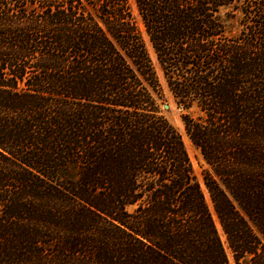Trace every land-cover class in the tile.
Returning <instances> with one entry per match:
<instances>
[{"label":"trees","instance_id":"16d2710c","mask_svg":"<svg viewBox=\"0 0 264 264\" xmlns=\"http://www.w3.org/2000/svg\"><path fill=\"white\" fill-rule=\"evenodd\" d=\"M133 1L0 0V264H264V0Z\"/></svg>","mask_w":264,"mask_h":264},{"label":"rangeland","instance_id":"374dc122","mask_svg":"<svg viewBox=\"0 0 264 264\" xmlns=\"http://www.w3.org/2000/svg\"><path fill=\"white\" fill-rule=\"evenodd\" d=\"M239 1H243V0H239ZM129 3L131 6V9L133 11V14L135 15V17H136V19H137V21H138V23L142 29V25H141L140 20L138 18L137 10H136L134 1L129 0ZM222 17L225 21L226 30H227V33L230 35V37L239 35V33L241 32V29H242V23L240 22L241 18H242V14H241L240 10H234L232 7L225 8L222 12ZM143 35H144V39L146 41L148 50L150 52L151 59L153 61L155 69L158 73L159 80H160L162 90L164 93V97L167 100L166 103L160 105V110H161L162 114H164V116L170 121V123L182 134V136L184 138V142L186 144V149L189 153V156H190V159H191L194 171H195V174H196L198 180L200 181V183L202 185V188H203L204 193L206 195L207 201H208V203L212 209V204H211V201L209 198V194L203 185V172L207 168V165L205 164L199 150H197L195 148V146L192 145V143L190 142L189 138L186 135V132L184 129V124H183L182 119H181V115L183 113V110L177 108L176 104L174 103L173 97H172V95H171V93L167 87V84H166L165 79L163 77L162 71H161L159 64L157 62L155 53H154L152 46L148 40V37L146 36L144 31H143ZM165 104L169 105V109L164 108ZM214 216H215V214H214ZM219 231H220L222 240L224 242V246L226 248V252H227L230 264H249L247 260H241V261H239V263L234 260L233 255H232V253H231V251L227 245L225 236H224L220 226H219Z\"/></svg>","mask_w":264,"mask_h":264},{"label":"water","instance_id":"95a60500","mask_svg":"<svg viewBox=\"0 0 264 264\" xmlns=\"http://www.w3.org/2000/svg\"><path fill=\"white\" fill-rule=\"evenodd\" d=\"M164 108H165V109H169V105H168V104H165V105H164Z\"/></svg>","mask_w":264,"mask_h":264}]
</instances>
